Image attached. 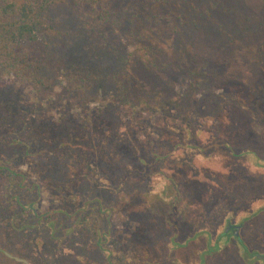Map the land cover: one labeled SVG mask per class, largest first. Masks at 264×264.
Listing matches in <instances>:
<instances>
[{
  "label": "trees",
  "instance_id": "obj_1",
  "mask_svg": "<svg viewBox=\"0 0 264 264\" xmlns=\"http://www.w3.org/2000/svg\"><path fill=\"white\" fill-rule=\"evenodd\" d=\"M68 1L76 21L75 31L76 33L82 31V36L87 42L83 45L86 47L84 51L87 50L86 52L97 57L112 58L118 64L116 69L105 73L87 68H74L58 75L57 79L61 80L63 95L71 99L70 102L74 101L70 104L72 106L78 104L75 100L78 93H85L101 80H109L118 87L119 97L115 103H119L126 110L129 108L134 117V124L141 119L140 114L135 115L137 111L144 113L147 119H150V115H156L162 127L175 133L177 140L173 146L178 147L183 155L186 152L197 156L204 154L207 146L202 142L203 135L207 138L212 136L201 118L203 114H206L207 109L204 106L193 107L195 102L192 94L196 90L195 85L199 84L202 78L214 83L219 76L215 66L210 62L208 65L207 60L197 61L196 50L200 48L201 43L208 42L214 48L231 47L233 51L240 52L241 56L243 54L253 56L256 46H259L258 43L264 41V35H261V32L264 33V0H247L253 7L260 6L259 13L251 11L249 5L244 3L245 0H238L236 3L232 0H0V77H11L21 86L35 89L43 97L48 94L53 85V79L42 76L41 69L50 64L49 53L52 40L49 36L54 31L50 14L54 12L56 5ZM226 18H231L230 25L227 23L229 19L226 20ZM57 34L61 36V33L57 32ZM257 38V43H253L252 40ZM258 52L259 55L261 54L259 62L264 64V43L259 46ZM183 74L187 75L191 81L189 95H179L174 91L175 76ZM238 94L237 104L243 97L242 93ZM260 105H264L263 100ZM244 106L240 109L247 108L246 113L256 117H241V111L237 107L233 115L241 119L235 121L236 127L225 129L222 133H226L227 136L233 135L232 138H235L237 143L245 142L246 146L243 149L237 152L235 148H230L228 154L231 158L237 156L241 162H246L244 171L247 174L251 169L261 171L264 168V154L257 150L263 142L255 141V137H258L256 134H262L257 131L256 125L264 122V118L248 105ZM67 111L65 114H71ZM210 111L211 109L207 111V114ZM100 113H104V110ZM207 118L209 121L212 120L210 116ZM222 120L228 122V115ZM226 125L227 123H223V127ZM101 129L107 133L103 136L104 138L112 134L107 132L109 129L106 124ZM70 132L72 133V130ZM149 132L151 131L147 130L144 133L147 144L150 147L159 146L160 140L157 139L159 137L155 138L154 133ZM119 134L121 137L124 135L126 137L119 145H116L112 155H107V160H113L116 164L125 161V164L119 168L112 165L111 174L116 172L118 174L123 170L134 173L136 160L144 162L141 166L146 173H149L154 161L166 160L167 156L162 152H153L154 160L149 154H144L143 157L137 146L139 142L137 133L132 127L130 131L124 130ZM72 135H75L74 132ZM93 139L92 135L85 137L84 141H80L81 145H76L71 138H67V147L53 156L60 161V157L73 159L72 155L75 154L78 168L69 166L67 171L64 169L65 180L72 177L77 178L78 182L90 181L93 176L97 177L99 173H102L101 170L88 172L86 167L97 149ZM213 148L212 151L216 152L215 146ZM27 155L26 152L15 153L12 156L0 153V179H8L7 188L14 183L13 189L17 191H23L29 186L31 191L39 194L38 181L27 183L24 175L20 176L13 169V166L17 164L14 161L23 160ZM46 167L42 170L40 165V178L47 173ZM17 176L20 178L18 183L15 181ZM45 177V181H50L47 176ZM98 178L108 188L106 184L108 177L102 174ZM259 185L252 183L248 186L246 183L239 190L237 201L241 203L240 206L229 213L230 218L228 215L223 219L225 227L228 221L231 222L228 229L215 230L211 233L195 232L187 242H197V239L204 236L205 243L199 245L197 242L196 248L191 250H187L184 245L180 246L173 239L164 242L165 244L162 241L156 242L152 249L153 256L148 255V252H137V248L129 247L120 232L115 235L108 232L101 235L97 233L89 236V239L90 237L92 239L88 241L85 234L91 233L89 228L96 230L102 211V216L116 212L111 205L99 202V207L93 205L94 203H88L76 208L75 212L61 208L60 213L65 217L61 221L59 233L52 236L57 246L54 250H45L42 247V241L38 239L35 243L38 246L37 255L33 257L32 251L26 246L28 244L23 242V238L18 233L21 232L29 242L27 239L29 230L26 226L17 227L19 231L13 230L20 235L17 240H22L19 242L24 244L18 242L19 246L11 247L15 235L12 241L6 238L1 239L7 232L5 229L9 223L15 226L21 224L19 219L28 212L35 214L36 217L41 215L38 209L33 208L32 201L28 199L25 204H22L17 195H14L8 199L9 203H0V264L2 261L4 264H143V260L146 261L148 258L151 260L150 258L154 256L156 258L154 264H161L162 261L182 264L177 257L174 259L172 256L174 250L179 248H186L184 264H222L220 260L224 251H231V248L234 261L228 260L230 264L234 262L264 264V191ZM68 186L66 187L69 188ZM56 189L51 188L49 192L58 194L67 205L71 202L79 204L82 201L77 192L73 193L69 189L65 191L64 198L57 193L58 189ZM35 198H38V195ZM97 207L98 210H95ZM18 210L20 214H17ZM52 214L53 212L42 213L41 216L49 219ZM93 216H96V221H93ZM72 219L78 221V226L73 227ZM66 220L72 223L65 224ZM74 229L77 230L74 231ZM70 233L78 234L80 239L84 240L75 244L72 241L73 235ZM43 251L46 253L45 257ZM7 254L23 259L24 262Z\"/></svg>",
  "mask_w": 264,
  "mask_h": 264
},
{
  "label": "rangeland",
  "instance_id": "obj_2",
  "mask_svg": "<svg viewBox=\"0 0 264 264\" xmlns=\"http://www.w3.org/2000/svg\"><path fill=\"white\" fill-rule=\"evenodd\" d=\"M232 1L238 2V0ZM246 1L244 3L249 5L251 11L259 13L260 6L253 7L249 1ZM50 16L54 25V31L49 36L52 40L49 53L50 64L41 69L42 76L53 79V85L48 94L43 97L35 89L23 87L11 77H0V153L3 152L9 156L23 152L28 154L23 160H15L17 164L13 166V169L20 176L24 175L27 183L38 181L39 194L31 191L29 186L23 191H17L13 189L14 183L9 189L7 188L8 179H0V203H9L8 199L17 195L16 197L22 204H25L28 199L32 201L33 208L38 209L39 214L49 212L53 214L47 219L41 215L36 217L35 214L28 212L19 219L21 224L15 226L9 223L5 229L7 232L1 239L6 238L12 241L15 235V240L11 245L14 247L21 243L19 241L22 240H17L21 235L23 242L28 244L26 245L28 250L32 251L33 257L37 255L38 246L35 243L38 239L42 241L43 249L54 250L57 244L52 236L59 233L58 229L65 217L60 213L61 208L75 212L76 208L88 203H94L93 205L99 207V202L111 205L116 212L102 216V211L100 223L95 227L96 230L89 228L91 233L85 234L88 241L92 239L91 237L89 239V236L97 233L101 235L108 232L115 235L120 232L129 247L137 248V252H148L151 256L154 255L152 249L156 242L164 243L173 239L180 246L184 245L187 250H191L196 248L197 242L199 245L205 243L204 236L197 239V242H187L195 232L211 233L215 230L228 229L231 222L228 221L225 227L223 219L228 215L230 218L229 213L240 206L241 203L237 201L239 190L246 183L248 186L256 183L257 186L260 184L261 190L264 191V168L261 171L251 169L245 174L244 164L246 162H241L237 156L231 158L228 154L230 148H235L237 152L243 149L246 146L245 142L237 143L235 138H232L233 135L227 136L226 133H222L225 129L236 127L235 123L241 118H236L233 114L236 109L241 107L243 109L245 104L264 118V105H260L262 100L264 101V64L259 62L261 54L259 55L258 52L259 46L264 41L258 43L259 46H256L257 49L253 56L247 54L241 56L240 52L233 51L231 47L214 48L208 42L201 43L200 48L196 50L197 61L207 60L208 65L215 66L219 76L214 83L202 78L201 82L195 85L196 90L192 94L195 102L193 107L204 106L207 109L206 114L211 109L207 114L212 117L211 121L206 114H203L201 118L212 136L207 138L203 135L202 142L207 146L204 154L197 156L186 152L183 155L178 147L173 146L177 140L175 133L162 127L158 116L150 115V119H147L144 113L137 111L135 115L140 114L143 120L140 119L137 123H133L134 117L128 110L129 108L126 110L119 103H115L119 97L118 87L109 80H101L85 93H78L75 96L78 104L71 105L74 101L70 102L71 99L63 95L61 80L57 79L58 75L74 68H87L105 73L116 69L118 64L112 58L97 57L86 52L87 50L84 51L85 46L83 45L87 42L82 36V31L77 33L75 31L76 21L71 13L69 1L56 5ZM231 21L230 18L227 23L230 25ZM57 32L61 33V36H58ZM261 33L263 36L264 33ZM57 37L60 38L57 39ZM257 41L258 38L252 40L253 43ZM175 80L174 91L179 95H189L190 78L183 74L175 76ZM238 93H242L244 98L242 97V101L237 104ZM244 109H240L241 117H256L251 113H246L247 108ZM66 110L71 114H65ZM102 110L104 113H100ZM226 115L229 121L223 122L222 119ZM223 123L227 125L223 127ZM104 124L108 125L107 132L112 133L107 138L103 137L106 132L101 129ZM131 127L137 133V139H139L137 146L142 156L149 154L153 158V152H162L167 156L166 160L154 161L150 171L148 170L149 173H146L142 167L144 162L136 160L134 161V173L123 170L118 174L117 172L111 174L112 165L119 168L125 164V161L116 164L113 160H107V155H112L116 145H119L126 137V135L121 137L119 133L124 130L130 131ZM256 129L262 134L257 133L258 137H255V141L263 142L257 150L259 149L264 154V122L257 123ZM70 130L74 132V136ZM116 130L119 132H115ZM147 130L151 131L149 133H154L155 138L159 137L157 138L160 140L159 146L150 147L147 144L144 135ZM184 132L186 134L185 130ZM91 135L92 139L95 138L93 142L97 149L91 156L90 164H86V167L88 172L101 170L102 173H99L97 177L93 176L90 181L80 180L78 182L77 178L72 177L65 180L64 169L67 171L69 166L78 168L75 154L72 155L73 159L60 157V161L53 156L67 147V138H71L76 145H81L80 141H84L85 137ZM106 142L109 143L106 144ZM213 146L216 152L212 151ZM40 165L42 170L47 166L45 176L50 181H45V176L40 178ZM102 174L108 177V182L106 181L108 188L98 178ZM15 181L18 183L20 178L17 176ZM67 185L69 188L66 187ZM51 188H57V193L64 198L65 191L70 189L73 193L77 192L82 201L79 204L71 202L69 206L62 198H59L58 194L49 192ZM37 195L38 198H35ZM98 207L95 210H98ZM12 211L10 212L13 214ZM17 214H20L19 210ZM95 218L96 216H93V221H96ZM75 221L77 220L72 219L73 227L78 226V221ZM72 222L66 220L65 224L70 225ZM21 225L29 230L27 234L29 242L21 232H18L20 235L13 232V230L19 231L17 227ZM70 234L73 235L72 241L75 244L84 240L80 239L78 234ZM186 248L174 250L172 254L174 259L177 257L182 264L186 263ZM43 253L45 257L46 253L44 251ZM233 254L232 248L231 251H224L222 260H220L222 264H230L228 260H233ZM150 259L143 260V264H154L155 256ZM163 262L161 264H172V262ZM1 264H4V261Z\"/></svg>",
  "mask_w": 264,
  "mask_h": 264
},
{
  "label": "water",
  "instance_id": "obj_3",
  "mask_svg": "<svg viewBox=\"0 0 264 264\" xmlns=\"http://www.w3.org/2000/svg\"><path fill=\"white\" fill-rule=\"evenodd\" d=\"M7 255H8L9 257H13L14 259H16V260H18V261L24 262L23 259H20V258H18V257L11 256L10 254H7Z\"/></svg>",
  "mask_w": 264,
  "mask_h": 264
}]
</instances>
